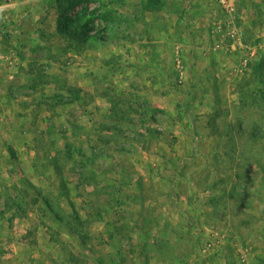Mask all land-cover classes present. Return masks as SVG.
<instances>
[{
    "label": "rangeland",
    "instance_id": "374dc122",
    "mask_svg": "<svg viewBox=\"0 0 264 264\" xmlns=\"http://www.w3.org/2000/svg\"><path fill=\"white\" fill-rule=\"evenodd\" d=\"M63 1L0 0V264H264V0L240 41L214 0H86L84 43Z\"/></svg>",
    "mask_w": 264,
    "mask_h": 264
},
{
    "label": "trees",
    "instance_id": "16d2710c",
    "mask_svg": "<svg viewBox=\"0 0 264 264\" xmlns=\"http://www.w3.org/2000/svg\"><path fill=\"white\" fill-rule=\"evenodd\" d=\"M86 0H66L63 1L60 6H59V10H60V14H59V18H58V29L60 32H62L63 34H67L68 36H70L69 38L75 39L77 41H79L80 43H84L86 41V39L88 38V26L87 24H81V25H76L74 28L72 27L71 23H74V19L73 17H68L67 13L73 9L75 6H77L78 4L84 2ZM257 68H259V70L264 69V58L263 60L257 65ZM65 187V184L64 186ZM46 204L48 206L49 209L53 210V212L56 211V209L54 208V206L50 203V201H46ZM61 217H59L60 219ZM79 218V216H78Z\"/></svg>",
    "mask_w": 264,
    "mask_h": 264
},
{
    "label": "built area",
    "instance_id": "2783aa9c",
    "mask_svg": "<svg viewBox=\"0 0 264 264\" xmlns=\"http://www.w3.org/2000/svg\"><path fill=\"white\" fill-rule=\"evenodd\" d=\"M214 2L223 13V20L214 23L216 31L222 38L232 37L240 41L243 38V31L235 25V0H214Z\"/></svg>",
    "mask_w": 264,
    "mask_h": 264
}]
</instances>
